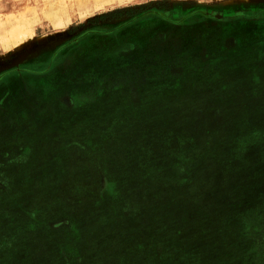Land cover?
Listing matches in <instances>:
<instances>
[{
	"label": "rangeland",
	"instance_id": "rangeland-1",
	"mask_svg": "<svg viewBox=\"0 0 264 264\" xmlns=\"http://www.w3.org/2000/svg\"><path fill=\"white\" fill-rule=\"evenodd\" d=\"M263 9L0 0V264H264Z\"/></svg>",
	"mask_w": 264,
	"mask_h": 264
},
{
	"label": "flooded vegetation",
	"instance_id": "flooded-vegetation-1",
	"mask_svg": "<svg viewBox=\"0 0 264 264\" xmlns=\"http://www.w3.org/2000/svg\"><path fill=\"white\" fill-rule=\"evenodd\" d=\"M263 11H264V9H263ZM259 12H261V11H259ZM210 13V12H209ZM223 13H220V15L219 16H215V12L214 13H211V14H208L207 15V18H209L210 20H212V21H214V22H217V23H220V22H223L224 23V20H222V19H217V17H220L221 15H222ZM242 15V13L241 12H235V13H233V14H230V18L229 19H227L225 22L226 23H231L230 25H232V24H235L236 22H234V21H236V20H241V19H243V17L244 16H241ZM189 16H191V15H188V14H185V15H183V17L185 18V17H189ZM238 16H241L242 18H239ZM174 17V16H173ZM156 19H162V21H164V22H166V23H169V24H172V25H180L179 24V20H175V19H172V17H171V14H167L166 13V15L165 16H153V17H151V18H148L146 21L145 20H142V21H144V22H149V21H152V20H156ZM254 19H258L257 17H255ZM141 21V22H142ZM234 22V23H233ZM215 28H216V31H215V33L217 32V33H219V34H223V29L221 28V25L220 26H217V25H215ZM139 39H140V41H139V45L140 46H142V47H144L146 44H150L151 42H148V41H143V39L145 40V35H144V33H142L140 36H139ZM142 40V41H141ZM55 56L56 55H54L53 57L55 58ZM83 58V57H82ZM86 58V57H85ZM76 69V68H75ZM18 74H22V72L20 73H18ZM5 77H9V75H5V74H2V75H0V79L1 78H5ZM15 77H9V79L7 80V82L9 83L8 84V86H11L12 88H14V82H15ZM2 80H0V82H1ZM5 85V84H4ZM4 85H0V90H2V88H4V87H2V86H4ZM7 86V85H6ZM7 86V87H8ZM13 93V92H12ZM12 93L10 94V95H8V97H7V99H6V101H7V104H6V108H7V105H8V100H9V98L11 97V95H12Z\"/></svg>",
	"mask_w": 264,
	"mask_h": 264
}]
</instances>
